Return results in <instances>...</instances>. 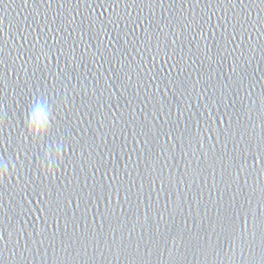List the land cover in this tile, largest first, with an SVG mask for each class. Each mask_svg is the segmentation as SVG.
I'll return each mask as SVG.
<instances>
[{"label":"water","instance_id":"1","mask_svg":"<svg viewBox=\"0 0 264 264\" xmlns=\"http://www.w3.org/2000/svg\"><path fill=\"white\" fill-rule=\"evenodd\" d=\"M261 221L262 0H0V264H261Z\"/></svg>","mask_w":264,"mask_h":264},{"label":"snow or ice","instance_id":"2","mask_svg":"<svg viewBox=\"0 0 264 264\" xmlns=\"http://www.w3.org/2000/svg\"><path fill=\"white\" fill-rule=\"evenodd\" d=\"M262 4H264V0H262ZM27 132V129H26ZM29 140L31 141L32 137L27 133ZM49 138H51L53 136V132H52V126L49 130L48 133ZM49 175H51V173H49ZM228 228L231 232L235 233L238 232L240 230V225L238 222L233 221L232 223H230L228 225ZM260 239H261V244L264 245V221H261V225H260ZM243 232L246 233L247 232V220H245L244 222V228H243ZM261 264H264V258H262Z\"/></svg>","mask_w":264,"mask_h":264},{"label":"clouds","instance_id":"3","mask_svg":"<svg viewBox=\"0 0 264 264\" xmlns=\"http://www.w3.org/2000/svg\"><path fill=\"white\" fill-rule=\"evenodd\" d=\"M29 135H32L31 129H29ZM51 169H52V167H48L47 171L50 173L51 172Z\"/></svg>","mask_w":264,"mask_h":264}]
</instances>
